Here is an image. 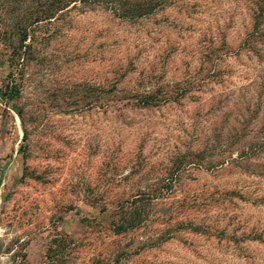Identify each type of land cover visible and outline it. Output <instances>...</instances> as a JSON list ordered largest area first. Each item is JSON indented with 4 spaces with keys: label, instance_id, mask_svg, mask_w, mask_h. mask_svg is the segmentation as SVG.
I'll use <instances>...</instances> for the list:
<instances>
[{
    "label": "rangeland",
    "instance_id": "374dc122",
    "mask_svg": "<svg viewBox=\"0 0 264 264\" xmlns=\"http://www.w3.org/2000/svg\"><path fill=\"white\" fill-rule=\"evenodd\" d=\"M101 1L33 22L44 0H0L1 88L2 31L30 23L19 93L0 102V264H41L57 242L56 264H264V37L251 33L252 0H156L136 18L118 8L134 0ZM92 84L184 93L88 107ZM176 165L146 223L112 234L101 207Z\"/></svg>",
    "mask_w": 264,
    "mask_h": 264
},
{
    "label": "trees",
    "instance_id": "16d2710c",
    "mask_svg": "<svg viewBox=\"0 0 264 264\" xmlns=\"http://www.w3.org/2000/svg\"><path fill=\"white\" fill-rule=\"evenodd\" d=\"M101 0H44L43 8L41 9V16L36 15L33 17V22L38 20H47L58 12L68 8V5L74 4L76 2L86 3V2H99ZM104 2H109V0H102ZM101 1V2H102ZM161 1V0H160ZM158 0V2H160ZM252 5L254 7L252 14V28L251 33L257 36L264 37V0H252ZM156 4V0H134L127 3L125 6L121 4L119 8L120 15L123 18H136L151 12ZM30 23H14L13 28L8 27L2 31V41L5 46L6 56L5 60L9 71L7 74V81L4 83L3 87H0V102L5 104L10 101L11 98L16 97L19 93V83L15 82L13 79L14 72H19L23 69L24 56L27 50L30 48V43L25 40L28 36ZM12 33L17 37L12 39ZM185 91V90H183ZM171 90H162L160 87H153L151 89L142 90H116L113 85L108 88H100L99 85L92 84L86 88L85 97L86 105L91 107L96 104L104 105L106 107L112 103L124 102V106L132 107H148L156 105L159 101L169 100L177 98V96L182 95L184 92L177 95H171ZM14 110L19 117L21 124V139L25 140L28 132L25 127V120L22 115L20 108L14 106ZM25 148V145H20L19 150ZM166 177L158 178L159 181L153 183V185H147L144 188L138 189L137 193L130 195L124 200L116 201L115 205L111 209L108 207H101V212L104 215L100 217L106 224V227L112 234H122L126 231L133 230L137 227H141L146 223L148 218L151 201L153 199L159 198L163 195L164 191L170 187V179L172 174L178 172L179 165H176L172 170L168 169ZM164 189V191H163ZM110 208V207H109ZM102 214V213H101ZM191 226V225H190ZM192 227V226H191ZM192 230H197V227H192ZM53 240V239H52ZM57 242V241H56ZM58 248H61L60 243L54 244L53 247H46V258L47 261L41 264H56V257L58 253ZM114 264L117 261V256H115ZM40 264V263H36Z\"/></svg>",
    "mask_w": 264,
    "mask_h": 264
}]
</instances>
